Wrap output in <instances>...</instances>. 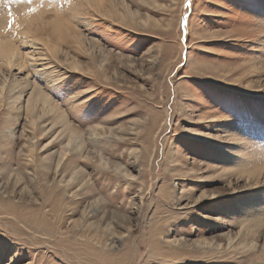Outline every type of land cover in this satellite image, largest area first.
Wrapping results in <instances>:
<instances>
[{"label":"rangeland","instance_id":"obj_1","mask_svg":"<svg viewBox=\"0 0 264 264\" xmlns=\"http://www.w3.org/2000/svg\"><path fill=\"white\" fill-rule=\"evenodd\" d=\"M81 1L0 0L2 34ZM113 1L0 68V264H264V0Z\"/></svg>","mask_w":264,"mask_h":264},{"label":"bare ground","instance_id":"obj_2","mask_svg":"<svg viewBox=\"0 0 264 264\" xmlns=\"http://www.w3.org/2000/svg\"><path fill=\"white\" fill-rule=\"evenodd\" d=\"M37 3H38V1H37ZM115 5H116V3L113 0H83L78 5V7H76V6H74L75 8L70 7L71 10L65 15H62L60 10L56 9L58 7V6H56V8H54V10H53V12H54L53 17H48L45 13L47 11L43 12L44 9H42V8H41L42 10L41 9H39L38 11L35 10L37 13H35V11H34L33 13L26 14L29 12H27V11L25 12L23 7H21V8L16 7V8H18L16 10V13H15L16 14V20H15L14 24H13V22L11 24H13L12 28H13V30L15 29V32H16V34H18L19 37L14 38V39H18V41L20 40V42L24 43V42H26V37H28V34H30L32 36V38H31L32 41H34L33 40V38H34L36 41L41 42L42 45L44 46V48L46 49V52L50 56H52V57L54 56V57L58 58V57H60V50H61L60 49V43H63L64 45H67V46L75 45L76 46L75 49H79V48L81 49L82 48L81 44L83 41H81L82 40L81 35H80L81 33L78 31L79 28L77 29L76 24H75L77 22L81 23L84 20L82 18V16H80V14H81L80 7H83V8L85 7L84 13H85V11L91 10V11L96 12V13L98 12V14H102L105 11L110 12L109 9H112ZM67 6H65V7H67ZM43 14H44V16L42 17ZM102 15H104V14H102ZM83 16H84V14H83ZM6 20L7 19H5V17L0 18V68H4L5 70L6 69L9 70L11 67H14V68L18 69L19 71H21L24 68V62H23L24 57H23V55H21L22 53H20L18 51V49H16V41L12 37L14 34L11 35L12 33H9V31L6 32V34H5V32H4V34H2V32L4 31L2 29L4 27ZM86 20L88 21V19H86ZM49 25L52 26L51 34L49 33V34H46L45 36H42L41 34H43L45 28H47V26H49ZM83 27H85V26H83ZM28 39H29V37H28ZM68 60H69L68 63L70 65H72V67L74 69L78 68L79 70H82V66H81L80 62L77 59H75L73 55H69ZM14 80L15 79H13L12 81H14ZM15 81L17 82V80H15ZM15 81L10 86V88L11 87L17 88L18 92H20V93H22L25 90V87L27 88V85L29 83V82L23 81L21 83H24V84L20 85L21 83L15 84L16 83ZM35 102H37L38 104H42V106L48 105V106H50L49 108L56 107V106H52L54 103H52L51 99L48 98L47 95L43 94L36 86H34L32 88V91L30 92V96H29L28 101H27L26 110L30 109V106H35ZM54 111H52V112H54ZM49 114H50V112H49ZM55 116L57 118L58 117L62 118L63 114L61 111H58L55 114ZM61 121H63V120H61ZM63 124H64L65 128L71 127L70 124H67L65 121L63 122ZM233 135H232V138H234ZM221 170L223 171V169H221ZM223 172H222V174L225 175V177L226 176H228V178L230 177L231 174L229 175L228 173L225 174ZM250 173H246L247 175H246L245 179H247L248 181L255 179L254 177H259L258 175L252 176L253 174H256L257 172L253 173L251 176L249 175ZM249 215H250V213H249ZM246 220H247V223L245 225H243V230H246L247 235H250L249 238H251V236H253L254 234L255 235L260 234V229L258 228V226L262 227L263 223L257 224L255 222H253L252 217H250L249 219H244L241 222H244ZM96 227H98V226H96ZM111 240L113 241V239H111ZM254 264H260V263H254Z\"/></svg>","mask_w":264,"mask_h":264},{"label":"snow or ice","instance_id":"obj_3","mask_svg":"<svg viewBox=\"0 0 264 264\" xmlns=\"http://www.w3.org/2000/svg\"><path fill=\"white\" fill-rule=\"evenodd\" d=\"M35 10H36V9H34V8H33V9H30V11H33V12H34ZM9 26H11V23H10V25H9Z\"/></svg>","mask_w":264,"mask_h":264}]
</instances>
